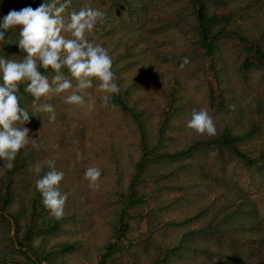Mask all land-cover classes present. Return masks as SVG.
I'll list each match as a JSON object with an SVG mask.
<instances>
[{
  "label": "rangeland",
  "instance_id": "374dc122",
  "mask_svg": "<svg viewBox=\"0 0 264 264\" xmlns=\"http://www.w3.org/2000/svg\"><path fill=\"white\" fill-rule=\"evenodd\" d=\"M24 1L0 0V18L11 10L19 11ZM70 6L63 14L66 21L73 11L85 7L105 13L104 23L97 24V33L89 40L107 49L119 88L144 112L150 139L156 140L167 99L173 97L178 107L162 139L171 149L184 147L188 140L219 136L228 128L242 134L253 127L257 133L247 137L245 146L264 152V65L253 52L246 53L244 43L223 37L219 49L224 74L220 96L214 94L212 102L208 80H213L212 72L204 51L195 43L196 6L192 0H71ZM205 8L218 15L231 13L232 30L258 39L264 49V0H205ZM62 34L72 38L70 33ZM25 55L19 49L2 58L19 62ZM185 57L189 63L181 67ZM247 57L251 64L244 71L241 65ZM55 75L54 71L45 76L51 81ZM64 75L76 84L75 78ZM91 79L93 87L86 90L90 95L84 106L65 103L71 90L39 100L24 98L23 107L36 115L25 125L17 122L18 127L30 130V143L22 149L28 165L25 172L17 173L21 181L10 207L19 224L10 219L12 229V224L8 227L0 218V262L7 256H23L10 239L16 244L15 233L21 232L18 226L26 220L32 189L37 178L49 171V160L64 173L59 187L68 197L65 220L56 231L36 234L35 242L78 246L52 264H97L104 245L115 237L118 192L126 189L132 177L139 137L129 115L113 105L102 106L105 93L98 88L99 80ZM45 104L54 107L55 120L38 111ZM200 109L213 117L214 136L187 127L193 110ZM0 161L2 189L6 161ZM199 164L205 165L204 171ZM90 166L102 170L98 189L89 187L85 179ZM260 166L247 168L231 151L215 147L201 148L180 160L151 164L138 186L143 202L137 212H130L137 220L129 219L128 234L119 239V249L106 264H156L157 260L159 264H264V164ZM194 180L201 181L198 190L205 195L193 194ZM229 190L247 197L249 203L245 207L239 204L236 215L220 223ZM211 192L215 193L210 196ZM251 206L255 207L253 213ZM45 210L43 219L48 221L52 215ZM211 228L217 231H208ZM203 229L206 231H199ZM184 234L189 235L187 246L179 244Z\"/></svg>",
  "mask_w": 264,
  "mask_h": 264
},
{
  "label": "clouds",
  "instance_id": "9594fccd",
  "mask_svg": "<svg viewBox=\"0 0 264 264\" xmlns=\"http://www.w3.org/2000/svg\"><path fill=\"white\" fill-rule=\"evenodd\" d=\"M70 3L71 0H44L35 9L27 6L19 11L11 10L0 18V42L5 40L9 30L18 29L19 38L15 43L26 53L19 62L0 58V159L7 161L9 169L18 152L30 143V130L25 126L18 127L17 122L25 125L30 116L36 115L30 114L21 103V82H28L24 91L35 100L71 90L64 98L65 103L79 106H84L85 97L90 95L86 90L93 87V77L99 80L98 88L105 93L101 97L102 106H108L112 95L120 91L107 49L88 38L98 23H104L105 13L85 7L73 11L66 21L63 14ZM62 33H70L72 38ZM188 63L185 57L181 67ZM49 67L56 73L51 81L38 70ZM65 67L76 79L75 85L61 71ZM38 111L49 113V119L55 120V109L51 104L41 106ZM187 127L200 134H216L213 117L206 109L193 110ZM46 164L49 171L36 181V188L50 214L62 219L68 198L59 187L64 173L56 169L54 160L46 161ZM84 175L89 187H100L98 181L102 170L99 167H87Z\"/></svg>",
  "mask_w": 264,
  "mask_h": 264
},
{
  "label": "trees",
  "instance_id": "16d2710c",
  "mask_svg": "<svg viewBox=\"0 0 264 264\" xmlns=\"http://www.w3.org/2000/svg\"><path fill=\"white\" fill-rule=\"evenodd\" d=\"M196 6L195 9V22H196V36L195 43L198 47H200L207 59L210 62V71L212 72L213 80H209V94L210 99L214 102V94H218L220 96V81L222 80V75L224 74L223 67L220 64V49L219 43L223 39V37L227 39H237L238 41L245 44L246 53H254L261 63L264 65V49L258 39L250 38L240 32H236L232 30L231 23L233 21L232 14L229 13L227 15H218L215 12H208L205 8V0H192ZM217 1V0H210ZM44 0H25L21 9L27 6H31L33 9L37 8L42 4ZM48 2V0H46ZM69 10H71V6L69 4ZM94 33H97V26L94 29ZM92 36V35H91ZM89 36V39L92 37ZM16 37H19L18 29L9 30L6 33V38L3 42H0V58L3 56H10L13 53L17 52L20 48L15 41ZM100 44V43H98ZM124 52L121 54L123 55ZM250 60L245 58L242 62L241 68L242 70H248L250 67ZM43 75H47L49 72H54L50 67L47 69L39 68L38 69ZM65 74H69L68 69L62 68L61 70ZM140 75V72L137 73ZM27 81L21 82L19 85L20 94L22 95V101L24 102V98H30L34 100L33 96L25 92L24 89L27 86ZM174 86L178 91H180V87L175 80ZM223 88V87H222ZM225 91V89L223 88ZM230 90V89H229ZM228 90V91H229ZM175 95V93H172ZM110 105H113L122 110V112L126 115H129L130 118L134 121L135 130L138 132L139 142H138V151L139 156L135 160L134 170L132 171V177L128 183V186L125 190H121L118 192L120 208L117 214L116 222L113 225L114 236L111 241L107 242L104 245L102 252L99 255V259L97 264H106L108 258L119 249L118 241L121 238L126 237L129 232V219L132 216L130 212L134 210L137 212V207L139 204L143 202V198L141 194L138 192V186L142 183L144 172L147 167H149L153 163H158L160 160H180L183 157H189L193 154H196L201 148L215 147L220 149H227L234 153V155L242 162V164L247 168H260L262 164H264V152L261 151H250L245 146L244 141H246L248 136H253L257 133V130L253 127L246 130L242 134H237L233 128H228L226 131L222 132L219 136L216 137H203L197 140H188L184 144V147L171 149L166 143L162 141L164 137L165 130L170 127V118L178 107L177 100L173 97L167 99V108L164 110L163 116L160 118L158 123L157 130V138L155 141L150 139L152 135L150 130L147 129L144 119V112L139 108L136 102H131L127 100L124 96L123 89H120L118 94H113L112 98L109 102ZM0 163H3L0 161ZM7 163V161H6ZM6 163L2 165L3 167V181L4 185L2 189H0V218L6 221L8 227H11V220L13 219L15 225L19 224L16 216L11 212V205L13 198L15 196V191L18 187V182L21 181V178L17 176V173L20 171L25 172L26 166L28 165L27 161V153L24 151L22 153V149L18 152L15 159L12 161L13 167L11 169L6 167ZM201 170L204 171V164H199ZM181 167V166H179ZM186 167H182L185 169ZM210 174V173H206ZM39 176V178H41ZM37 178V180L39 179ZM201 181L194 180L192 184L196 188L193 191L195 195H205L204 192L198 190ZM183 186V185H182ZM180 186V187H182ZM216 192V191H215ZM215 192H211L210 196H212ZM227 202L224 204V212L223 217L220 223L223 221L231 219V217L236 215L238 212L240 205L243 207L249 203L247 197L242 196V194L238 192H233L231 190L228 191ZM209 195V194H208ZM240 204V205H239ZM29 208L27 209L26 220L21 226V232L15 233L16 244L14 240L10 239L14 245L20 248L21 253L23 254L22 258H16L14 256L5 257L0 264H52L55 259H58L62 254L71 253L78 248L76 244H61L55 245L53 244H44L42 242H35V236L38 233L42 232H51L56 231L60 225L65 220V216L62 219H56L53 216H50L49 220H44L46 215L45 206L42 203V196L40 192L37 190L36 185L32 189V194L30 196L28 202ZM237 205L238 208H237ZM255 207L251 206V212L253 213ZM137 220V218H135ZM185 222V221H184ZM183 222V223H184ZM235 226H232L234 229ZM215 230L217 228H211L208 231ZM199 231H206L205 229ZM188 232V234H192ZM189 235L184 234L181 238V243L187 246ZM183 241V242H182ZM41 243V244H37ZM178 244H175V246ZM167 248H172L170 245H165ZM169 246V247H168ZM174 249V248H173ZM161 263L160 260H157L156 264Z\"/></svg>",
  "mask_w": 264,
  "mask_h": 264
},
{
  "label": "water",
  "instance_id": "95a60500",
  "mask_svg": "<svg viewBox=\"0 0 264 264\" xmlns=\"http://www.w3.org/2000/svg\"><path fill=\"white\" fill-rule=\"evenodd\" d=\"M14 228V224L12 223V229Z\"/></svg>",
  "mask_w": 264,
  "mask_h": 264
}]
</instances>
